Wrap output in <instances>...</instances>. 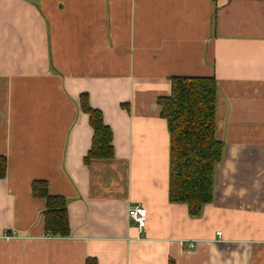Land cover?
<instances>
[{
  "label": "crops",
  "instance_id": "0c3cea01",
  "mask_svg": "<svg viewBox=\"0 0 264 264\" xmlns=\"http://www.w3.org/2000/svg\"><path fill=\"white\" fill-rule=\"evenodd\" d=\"M172 77L218 88L224 152L198 218L168 202ZM83 94L112 159L84 163ZM0 156V264H264V0H0ZM34 181L67 200L68 237L46 235Z\"/></svg>",
  "mask_w": 264,
  "mask_h": 264
},
{
  "label": "trees",
  "instance_id": "16d2710c",
  "mask_svg": "<svg viewBox=\"0 0 264 264\" xmlns=\"http://www.w3.org/2000/svg\"><path fill=\"white\" fill-rule=\"evenodd\" d=\"M218 88L213 77H172L170 92L158 98L159 115L169 134L168 202L186 206L191 218H198L205 205L214 199L215 169L221 162L224 144L217 137ZM80 109L88 115L92 129L90 149L84 158L112 159V131L104 124L101 111L89 107L87 96L80 95ZM7 172V160L0 156V180ZM32 195L45 201L42 213L46 235H70L67 200L48 194L43 181L31 184ZM85 264H98L87 258Z\"/></svg>",
  "mask_w": 264,
  "mask_h": 264
},
{
  "label": "built area",
  "instance_id": "2783aa9c",
  "mask_svg": "<svg viewBox=\"0 0 264 264\" xmlns=\"http://www.w3.org/2000/svg\"><path fill=\"white\" fill-rule=\"evenodd\" d=\"M146 215H147V211L141 205H135V206L129 207L127 210L128 219H130L132 224L136 226L139 231H143L146 228V224H147ZM4 238L6 240H9L11 237L5 236ZM216 238L218 241H222L224 239L221 231L216 232ZM193 247L194 245L190 244V248H193Z\"/></svg>",
  "mask_w": 264,
  "mask_h": 264
}]
</instances>
